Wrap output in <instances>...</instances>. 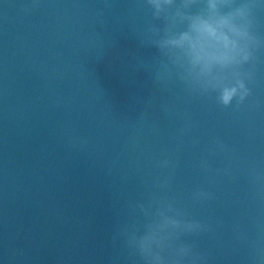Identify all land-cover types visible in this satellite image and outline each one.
<instances>
[{
	"label": "water",
	"instance_id": "water-1",
	"mask_svg": "<svg viewBox=\"0 0 264 264\" xmlns=\"http://www.w3.org/2000/svg\"><path fill=\"white\" fill-rule=\"evenodd\" d=\"M32 4L0 0V264H132L112 236L165 156L171 186L153 190L211 229L186 242L207 264H264V51L252 96L225 109L154 83L143 0Z\"/></svg>",
	"mask_w": 264,
	"mask_h": 264
},
{
	"label": "clouds",
	"instance_id": "clouds-1",
	"mask_svg": "<svg viewBox=\"0 0 264 264\" xmlns=\"http://www.w3.org/2000/svg\"><path fill=\"white\" fill-rule=\"evenodd\" d=\"M151 11L147 28L149 42L159 53L155 62L163 72L154 75V83L178 81L193 97L212 99L221 108L239 111L255 83L259 53L264 51L257 13L264 0H143ZM38 6L33 0L32 7ZM29 11L28 8L24 9ZM192 125H187L191 128ZM216 149L226 152L222 141ZM211 172L207 162L201 165ZM157 167L168 175L145 187L146 201L126 205L129 221L119 224L113 242L122 241L132 264H207V254L185 238L210 232L208 224L190 219L174 198L157 191L170 188L176 165L161 159ZM220 170H217L219 172ZM228 174V170H223ZM196 202L212 199V194L197 190Z\"/></svg>",
	"mask_w": 264,
	"mask_h": 264
}]
</instances>
